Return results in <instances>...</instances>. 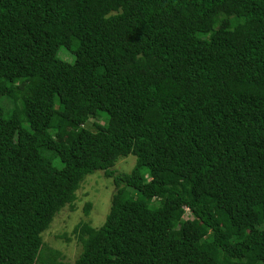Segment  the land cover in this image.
Masks as SVG:
<instances>
[{"label": "trees", "instance_id": "trees-1", "mask_svg": "<svg viewBox=\"0 0 264 264\" xmlns=\"http://www.w3.org/2000/svg\"><path fill=\"white\" fill-rule=\"evenodd\" d=\"M95 170L74 264H264V0H0V264H67Z\"/></svg>", "mask_w": 264, "mask_h": 264}, {"label": "rangeland", "instance_id": "rangeland-1", "mask_svg": "<svg viewBox=\"0 0 264 264\" xmlns=\"http://www.w3.org/2000/svg\"><path fill=\"white\" fill-rule=\"evenodd\" d=\"M59 58L72 62L74 55L68 52L63 46L58 49ZM107 118L106 113L99 114L96 117H89L85 126L92 128L93 123H104ZM136 157L133 154L120 157L113 166L118 172H129L135 164ZM115 191L113 180L104 175L103 171L95 170L87 175L76 190V199L72 206L67 204L61 208L53 217L49 227L42 233L43 241L46 246L60 250L63 255V261L67 264H74V260L81 250L77 239L71 234L73 227L80 221H87L93 227L100 226L106 217L111 205L112 194ZM90 203L88 213L84 208ZM188 212L183 211L181 217L187 218ZM66 233L70 240H65L60 235Z\"/></svg>", "mask_w": 264, "mask_h": 264}]
</instances>
